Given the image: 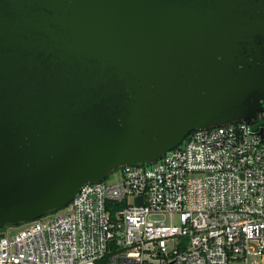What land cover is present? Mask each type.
<instances>
[{
  "label": "water",
  "instance_id": "water-1",
  "mask_svg": "<svg viewBox=\"0 0 264 264\" xmlns=\"http://www.w3.org/2000/svg\"><path fill=\"white\" fill-rule=\"evenodd\" d=\"M261 116L264 0H0V229Z\"/></svg>",
  "mask_w": 264,
  "mask_h": 264
},
{
  "label": "built area",
  "instance_id": "built-area-1",
  "mask_svg": "<svg viewBox=\"0 0 264 264\" xmlns=\"http://www.w3.org/2000/svg\"><path fill=\"white\" fill-rule=\"evenodd\" d=\"M188 136L66 212L0 229V264H264V124Z\"/></svg>",
  "mask_w": 264,
  "mask_h": 264
},
{
  "label": "rangeland",
  "instance_id": "rangeland-1",
  "mask_svg": "<svg viewBox=\"0 0 264 264\" xmlns=\"http://www.w3.org/2000/svg\"><path fill=\"white\" fill-rule=\"evenodd\" d=\"M262 123H264V121H261ZM121 178V171H120V168H117L115 170H113L105 179V181L107 183H113V182H117L119 181ZM67 208L64 210V209H61L58 211V213H63V212H66ZM21 225H18V226H12V227H20ZM2 230V228H1Z\"/></svg>",
  "mask_w": 264,
  "mask_h": 264
},
{
  "label": "trees",
  "instance_id": "trees-1",
  "mask_svg": "<svg viewBox=\"0 0 264 264\" xmlns=\"http://www.w3.org/2000/svg\"><path fill=\"white\" fill-rule=\"evenodd\" d=\"M261 121H264V116H261V117H260V121H259V123H258L256 126H254V128H256L258 125H262V124H264V123H262ZM9 226H10V225L4 226V227L2 228V230H4L6 227H9ZM107 261H108V259H107V257H105V258L101 259L97 264H107Z\"/></svg>",
  "mask_w": 264,
  "mask_h": 264
}]
</instances>
